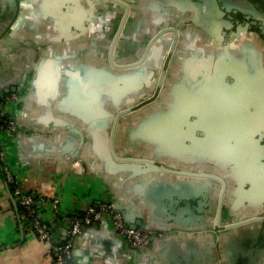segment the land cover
Wrapping results in <instances>:
<instances>
[{
  "label": "crops",
  "instance_id": "1",
  "mask_svg": "<svg viewBox=\"0 0 264 264\" xmlns=\"http://www.w3.org/2000/svg\"><path fill=\"white\" fill-rule=\"evenodd\" d=\"M125 1L130 3L129 13L113 48V57L119 60L142 56L146 51L142 44L163 25H180L183 36L191 29L197 31L198 42L200 31L207 26L206 20L199 16L202 0ZM73 2L75 5L72 0H0V93H7L12 87L24 88L27 93L33 85L31 95L24 97L27 110L18 117L23 126L8 138L9 156L21 173L23 190L36 198H45L38 207L39 216L51 220L50 240H41L35 233L22 229L17 206L0 169V264H55L50 250L64 238L69 218L81 214L88 203L97 199H116L131 219L148 212L152 224L165 229L166 236L150 241L139 251L128 252L124 249V239L107 220L82 225L73 243L71 264H264V204L259 207L262 218L251 219L257 207L248 206L243 199L246 197L239 194L238 189H243V185L236 176L245 171L256 172V175L258 171L263 172V151L256 160L239 158L235 154L243 148L238 142L232 143L231 157L226 164L230 166L227 168L233 186L228 197L224 194L229 205L222 204L219 226H215V219L221 185L215 181L210 180L203 190L204 183L199 178L141 173L136 167L120 166L107 158L104 163L93 160L87 165L81 163L76 170L70 169L69 157L77 148L72 135L86 136L94 131V125L83 118L110 117L111 83L114 102L123 101L119 97L120 83L116 81L119 76L114 81L111 79L107 58L122 6L110 2L109 6L96 11L94 0ZM67 3L81 7L82 12L84 7L85 15L80 19L73 17ZM111 11H115V15H111ZM74 18L80 23H74ZM219 26L221 32L223 26ZM182 37L180 35V39ZM250 37L252 34L241 39L248 38L254 43ZM163 49L168 52L167 46ZM153 50L155 45H150L148 57ZM191 50L199 54L205 51H200L199 46ZM151 60L156 63L155 59ZM91 79H97V84ZM89 86L91 90L87 91ZM141 114L135 113L132 117H142L145 121L124 123L116 130L115 143L120 150L133 146L131 141L141 140L145 129L139 124L149 123L148 127H154L156 118H184V122L189 118L169 111ZM169 129L164 130L169 132V137L177 136L182 129L188 130L189 135L183 137L181 161L179 157L166 156L162 159L167 164L209 165L217 158L216 154L208 153L206 147H198L194 152L186 147L189 137L195 136L192 130L198 133V128L174 126ZM201 131L206 133L207 130L202 127ZM172 140L177 139H165L169 146ZM70 141L72 145L67 147ZM171 147L178 150L180 145ZM84 148L80 147V152ZM91 154L88 153L89 159ZM260 176L256 184L261 187L263 197L264 177ZM162 186L176 191L191 186L199 189L197 193L180 190V196H165L160 189ZM206 189L210 193H206ZM52 196L59 202L57 215L50 204ZM143 206L147 210H143ZM222 213L224 219H221Z\"/></svg>",
  "mask_w": 264,
  "mask_h": 264
},
{
  "label": "water",
  "instance_id": "2",
  "mask_svg": "<svg viewBox=\"0 0 264 264\" xmlns=\"http://www.w3.org/2000/svg\"><path fill=\"white\" fill-rule=\"evenodd\" d=\"M110 2L122 6L119 15L121 19L118 24L116 23V27L114 26L116 31L113 34L114 37L111 39L110 52L107 54V58L111 65L110 71H108L111 79L114 81L117 75L119 76V79L116 81L120 83L118 91L120 93L119 97H122L123 101L114 102L115 98L114 95H112L113 85L111 83L110 117L99 119L83 118L84 121L94 125V131L86 136L80 134L72 135V141L75 142L77 148L72 151V155L69 157V167L71 170H76L81 163L87 165V163L93 162V160H95V162L102 161L104 163V159L107 158L108 161H113L120 166L136 167V171L141 173L151 172L164 177L172 175L175 177L199 178L204 183L202 186L203 190H205V185H209L210 180L215 181L221 185L217 204V216L215 219V226H219L221 225L218 223H220L219 214L222 204L224 202L226 206L229 205L228 198L224 200V194L225 197H228L231 192V185L233 186L231 182L232 179L229 178L231 177L229 170L230 166L226 164L231 157L232 143L238 142L243 148V150L235 154L239 158L248 157L256 160L261 157L260 154L262 151L264 158L263 131L260 132L259 130L253 133L247 132L245 129L239 132L231 129L234 124L232 118L239 114L241 111L240 109L246 110V112H248V109H246L247 105H245V108L240 107L239 98L237 100L233 99V91H231L229 82L226 81L227 77H239L242 82H237L238 87L242 86L243 89H246L249 84L247 78L252 75L249 73L250 68L258 70V74L254 71L255 78H264L260 39L258 38L256 42L251 43L248 41V38L238 39L240 37H238V33H235L236 38L233 41L223 44V35L220 32L219 24L214 20H206L207 26L200 31V42H198L197 39V31L191 29L189 33L183 36L180 25L164 30L158 29L155 35L151 37L146 51L142 56H132L119 60L113 57V48L114 45L117 44V36L120 28L129 13L130 3L125 0H94V7L97 11V9L109 6ZM68 4L69 3H67V5ZM72 4L75 5L73 0ZM68 6L74 13L73 17L77 16L78 19L83 17L87 11L84 7L82 12L81 7L75 8V6ZM89 11L90 9H88V12ZM111 15H115V11H111ZM74 23H80V20L74 18ZM236 29L239 31V34L242 35V38L252 34H246L245 28ZM165 30L172 31L174 34L168 52L166 53L163 48L168 45L169 41L159 38L160 34ZM205 31L209 32L210 35H205L203 33ZM180 35L183 37L178 40ZM150 45H155V50H153L148 57L147 52ZM197 46L200 47V51L205 50L203 54L192 52L191 49ZM210 48L214 49V51H210ZM95 52L97 53V49ZM152 58L156 60V63L152 62ZM208 62H213L214 66L210 67ZM239 63H241L242 66L232 65ZM238 71L242 72L237 73ZM91 81L97 84V79H91ZM90 86L87 88V91L91 90ZM18 89H20V87H12L7 91L13 92ZM95 90H97L96 86L93 88L94 93ZM32 91L33 85L31 84L26 95L21 99L20 111L14 115L15 121L20 127L23 125L19 122L18 117L27 110V104L24 105L23 103L24 97L31 95ZM149 111H169L172 113H179L178 115L182 113L186 116L192 115L195 119L189 120L186 118V122H184V118H156L155 125L153 124L154 127H148L150 125L149 123L139 124L142 125V129H145V133L143 136L141 135V140L131 141L133 146H130V148L127 146L128 148L120 150L118 148L119 145L117 146L115 143L116 130L118 131L120 125L124 123L131 122L133 124L136 120L145 121V118L141 117L135 119L132 115L135 113H142L141 115H144L145 112ZM178 120H180L181 123ZM118 121H120L119 124ZM95 125H101V127L96 128ZM171 125L181 126L182 128H198V131L195 130L198 133H194V130H192L195 136L189 137V143L186 144V147H191L193 152L196 151L198 147H206L207 152L216 154L217 158L209 162V165L191 166V164L183 166L182 164H167V162L162 159L166 156H173L171 158L179 157L178 161H181L183 137L189 135L187 133L188 130L182 129L181 133L177 136L172 135L173 139L177 140H172L173 142H171L169 146L165 139L172 137H169V132H165L164 130L172 128ZM200 126L206 128V133L205 131H201L199 128ZM131 127V134L134 135V126L132 125ZM232 131H234V133ZM201 135L202 139H199ZM251 135H253L254 138V143L252 144L250 140ZM236 137L238 141H234ZM177 144L180 145L178 150L171 147ZM70 145H72L71 141L67 147ZM80 147L85 148L80 152ZM89 147H94V149H89ZM211 148H214V150H211ZM63 151L69 152V149H64ZM88 153H92L91 159H89ZM257 168L259 169L262 167L258 166ZM260 174L264 177V171H258L257 175L256 172L251 171H245L242 175L239 173L237 175L236 173V176L242 183L241 186L243 185V189H238L239 191L241 190L239 194L241 193L246 197L243 199L246 200L248 206L257 207L255 208V213H252L253 217H251V219L262 218L259 215V207L264 204V196L262 197L261 187L256 184V181H258L257 179L262 177ZM163 186L160 187V189L165 196H170L171 194L180 196V190L191 194L197 193L199 189L197 186H191L176 191L175 188ZM206 193H210L208 189H206ZM204 196L206 197L207 195L205 194ZM97 200L99 201L101 199ZM109 201L114 203V206L122 212L124 220L132 226L143 225L145 229H155L164 233L162 237L154 238L153 240L162 239L166 236L165 229L152 224L148 212L141 213L136 219H131L129 212L127 213V210L119 204V201L116 199H109ZM142 209L147 210L144 206ZM125 247L124 245V249H126Z\"/></svg>",
  "mask_w": 264,
  "mask_h": 264
},
{
  "label": "built area",
  "instance_id": "3",
  "mask_svg": "<svg viewBox=\"0 0 264 264\" xmlns=\"http://www.w3.org/2000/svg\"><path fill=\"white\" fill-rule=\"evenodd\" d=\"M25 93L24 88L0 93V169L17 206V218L22 229L35 233L41 240H50L51 220L42 219L38 214V207L45 198L42 196L36 198L23 190L21 173L15 169L9 156L8 138L19 130L14 115L20 111L21 99ZM50 204L53 213L59 214L58 199L52 196ZM103 219L107 220L117 235L124 239L128 252L137 251L154 238L162 237L164 234L159 230L145 229L143 225L134 227L127 223L122 212L107 199L90 202L81 214H75L69 218V227L64 238L51 247L50 253L55 264H71L73 243L82 225H90Z\"/></svg>",
  "mask_w": 264,
  "mask_h": 264
},
{
  "label": "flooded vegetation",
  "instance_id": "4",
  "mask_svg": "<svg viewBox=\"0 0 264 264\" xmlns=\"http://www.w3.org/2000/svg\"><path fill=\"white\" fill-rule=\"evenodd\" d=\"M204 4L200 9L199 16L202 20H215L219 25H222L221 33L223 35L222 43L226 44L233 41L238 33V39H241L242 35L239 34L236 28H245V32L252 33V41L259 38L261 41V60L264 70V0H202ZM225 23V24H224ZM174 27V25H163L159 29H167ZM236 29V30H234ZM205 35L209 36V32H203ZM172 31H163L159 38L167 39L168 45L167 49L173 39ZM151 37L146 43L142 44L143 51L146 49ZM180 40V36L178 37ZM111 42V41H110ZM110 44V43H109ZM108 44V46H109ZM116 45V44H115ZM214 51V49H209ZM209 66H214L213 62H208ZM235 66H242L239 64H232ZM168 68V67H167ZM254 69V70H253ZM250 68V77L247 78L248 86L243 89L242 86L238 87L237 82H242L239 77H227L226 81L229 82L231 86V91H233V99L237 100L239 98L240 107L248 109H240L241 111L237 116L232 118L233 125L232 128L235 131H240L245 129L247 132H264V78L254 77V71L258 74V70L255 68ZM238 71L237 73H241ZM236 84V85H235ZM189 112V111H188ZM201 113V112H200ZM189 120L195 119L194 116L190 115ZM196 127V126H195ZM200 129L202 126L199 127ZM204 128V127H203ZM252 133V134H253ZM251 144L254 143L253 135L250 137ZM225 216L222 213L221 219Z\"/></svg>",
  "mask_w": 264,
  "mask_h": 264
},
{
  "label": "rangeland",
  "instance_id": "5",
  "mask_svg": "<svg viewBox=\"0 0 264 264\" xmlns=\"http://www.w3.org/2000/svg\"><path fill=\"white\" fill-rule=\"evenodd\" d=\"M222 65V64H221ZM172 127L176 126V125H171ZM169 130H173V129H169ZM191 166H195V165H191Z\"/></svg>",
  "mask_w": 264,
  "mask_h": 264
}]
</instances>
